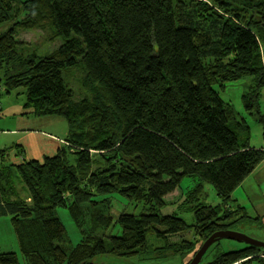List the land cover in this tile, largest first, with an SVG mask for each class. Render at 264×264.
<instances>
[{"label":"trees","instance_id":"trees-1","mask_svg":"<svg viewBox=\"0 0 264 264\" xmlns=\"http://www.w3.org/2000/svg\"><path fill=\"white\" fill-rule=\"evenodd\" d=\"M1 23L11 28L0 33V95L22 88L23 116H63L68 124L65 144L42 161L13 162L10 148L0 149V217H10L24 264L146 260L150 233L184 264L195 243L214 232L253 223L264 232L262 218L261 227L246 215L238 219L244 208L229 205L235 187L264 160V147L250 144L245 118L260 124L264 136L258 102L264 0H0ZM32 24L49 25L61 43L43 55L25 51L15 31ZM77 68L88 96L76 97L68 86ZM246 76L241 114L219 89ZM97 159L107 170H93ZM192 175L200 182L182 211L203 183L219 203L199 200L184 210L193 214L190 224L160 214L164 197ZM14 180L29 202L14 197ZM108 193L142 211L120 213L112 223ZM56 208L67 209L80 230L77 245L69 243ZM108 226L118 232L104 240L97 234ZM188 230L193 239H181ZM175 235L178 241L166 243ZM232 245L214 243L205 264H264V251L242 245L228 251ZM0 264L19 261L6 252Z\"/></svg>","mask_w":264,"mask_h":264},{"label":"rangeland","instance_id":"rangeland-1","mask_svg":"<svg viewBox=\"0 0 264 264\" xmlns=\"http://www.w3.org/2000/svg\"><path fill=\"white\" fill-rule=\"evenodd\" d=\"M44 20L45 18H43L41 22H44ZM10 26L11 25L9 23H1L0 33L7 31L9 28H11ZM15 33L16 39L20 40L26 47L24 49L25 51L34 49L39 55H43L54 50L62 41V39H59L53 35L52 29L47 24H42V26L38 28L35 27V24H32V26L27 28L18 26ZM260 51L263 52L264 56V47H261ZM249 77L250 76H246L238 81L226 83L224 88L219 89L221 98L224 101L231 103L234 109L241 114H244V109L241 103L243 85L250 80ZM83 81L84 73L80 68L70 71L69 76L67 77V83L68 86L76 94V97L85 96L84 93L86 92L81 87ZM22 91V88H18L16 90H13L9 94H5L2 91L3 93L0 95V130L4 129L0 131V149L12 147L9 149V158L11 159L10 161L19 162L20 160H22V157H18V155H15L16 150L13 145L14 143H16V139H20L25 143L22 147V149H24L23 159H37L39 161H42L45 155L52 156L53 153L56 152V149L54 147L55 145H58V140L65 136L66 133H68V124L63 116L56 115L50 118L46 117V119H32V117H30V119H27L26 117H22L21 120L17 119L16 116L21 112L23 108L22 104L25 100ZM91 100L96 101L94 97H92ZM258 102L260 110L264 111V88L260 92ZM245 118L250 128V144L255 147H264L262 127L260 126V124L254 122L252 118L248 116H246ZM32 121L39 122L41 125V128L38 129L36 133H25L22 131L12 133L9 131V129H15L18 126L23 125L24 123H30ZM44 121L45 123H43ZM4 143L7 146H5ZM13 148L14 151H12ZM40 153H43V156ZM97 160L98 163L92 166L93 170H96L99 167L107 170V167H105V161L102 159ZM199 182L200 179L195 175L188 176L182 179L179 186L174 190V192L167 194L164 197L165 204L160 207V214L171 215L180 218L184 222L190 224L193 220V214L184 210L190 209V207L193 205L195 206L196 202L199 200L200 202H204L207 205L214 206L218 204L219 199L213 187L209 184L203 183L200 192L197 195L192 196L189 205L182 211V209L180 208L181 202L185 197L187 198V195L192 192V190L197 186ZM14 183L15 184L12 186H14V190L17 193L14 194V197H17L25 202H29V199L23 191L21 184L17 182V180H14ZM105 195L108 197L109 203L111 204L107 216L112 223L120 213L130 212L137 214L142 211L141 207L135 205L133 202L118 195L117 193H108ZM190 196L191 194L188 197ZM194 197L197 198L194 200V202H192ZM231 199L232 200L229 203L230 206L234 207L235 205H240L244 208V212L246 213L244 214L242 211H239V213L236 215V218L239 219L242 216L246 215L243 220H250L251 222L257 221L259 224V220L262 218L261 220L264 225V160L261 161L256 166V168L251 173H249L238 186L235 187V189L231 193ZM56 214L65 229L66 236L69 239V243L72 246L77 245L80 241L81 233L74 224V221L71 219L68 210L65 208H56ZM88 218L91 219L90 216H88ZM228 219L225 221L229 222ZM251 225L252 228L253 226H256L254 230L258 229L257 225H255L254 223ZM246 226L249 230H251L248 225L240 227ZM259 227H261V224L259 225ZM236 231H240L239 228H236ZM117 232V228L115 229L114 226H108L107 228L100 230L97 235L103 236L104 240H106L108 237L113 236ZM245 233L255 240L264 242V237L259 236L258 234L252 232ZM183 234H185L187 238L193 239V230H188V233L182 232L181 239L185 238L182 236ZM147 239L148 241L146 250L150 249L151 253L146 255L143 252L142 258H145L146 260H137L129 262L128 264H183L182 262H178L177 260L172 259L176 258V256L178 255L170 257V252L161 251L163 249L161 244L162 241L155 239L153 234L150 233ZM175 241H178L177 235L168 236L166 239V243L168 244ZM198 242L199 241H197L195 245L198 244ZM153 250L161 253L152 254ZM6 252L15 253L17 255L19 264H24L19 246L17 244L16 235L12 228L10 217L8 216L0 217V253ZM156 256L157 258L160 257L162 260H152L157 259ZM188 260L190 259L187 258L184 264H187ZM98 262L100 263L99 259ZM109 263H112V260H109Z\"/></svg>","mask_w":264,"mask_h":264},{"label":"water","instance_id":"water-1","mask_svg":"<svg viewBox=\"0 0 264 264\" xmlns=\"http://www.w3.org/2000/svg\"><path fill=\"white\" fill-rule=\"evenodd\" d=\"M248 227L251 228V230H249L246 226V227H239L240 231H236V230L217 231L211 234L207 239L199 241L198 244L195 245L194 250L191 252L190 254L191 260L187 264H205L207 262V260H205V257L207 255L208 250L214 243L221 240H228L235 243L232 245V247H228V251L234 252L239 250V245L254 247L264 251V242L255 240L249 237L245 233V232H252L258 234L259 236L264 237L263 236L264 232L263 231L260 232L258 229L254 230L256 226H253V228L252 225Z\"/></svg>","mask_w":264,"mask_h":264},{"label":"crops","instance_id":"crops-1","mask_svg":"<svg viewBox=\"0 0 264 264\" xmlns=\"http://www.w3.org/2000/svg\"><path fill=\"white\" fill-rule=\"evenodd\" d=\"M23 104H24V101H23ZM23 104H22V107H23ZM22 111L23 110H21V112L19 113V115H17L16 116V118L17 119H19V120H21L22 119V117H26V116H23L22 115ZM13 112V111H12ZM14 115H15V113H14ZM7 116V115H6ZM52 116H54V115H52ZM52 116H39V117H35V116H30V117H32V119H41V118H43V119H46V117H52ZM30 117H26L27 119H30ZM43 123H45V121L43 122ZM41 128V125H40V123L39 122H35V121H32V122H30V123H24L23 125H20V126H18L17 128H15V129H9V131L10 132H12V133H14V132H18V131H22V132H25V133H36L37 132V130L38 129H40ZM2 130H4V129H1L0 131H2ZM42 135V134H41ZM66 136H67V133H66V135L65 136H63L62 138H60L59 140H58V145H55V149H56V151L59 149V147L60 146H62V145H64L65 144V139H66ZM54 137V136H53ZM5 144V143H4ZM23 144H25L24 143V141H21L20 139H16V143H14V145H13V147L14 146H18V147H20L21 149H22V147H23ZM5 146H7L6 144H5ZM9 148H12V147H9ZM15 148V147H14ZM14 148L12 149V151H14ZM5 149V148H4ZM8 149V148H7ZM16 149V148H15ZM23 152H24V149H23ZM17 152H15V154H16ZM23 154V153H22ZM42 156H43V153H40ZM56 154V152L55 153H53V155H55ZM52 155V156H53ZM46 156V155H45ZM44 156V157H45ZM23 158V157H22ZM34 158H37V157H34ZM30 160V159H29ZM35 160H37V159H35ZM234 264H242L241 262H238V263H234Z\"/></svg>","mask_w":264,"mask_h":264},{"label":"bare ground","instance_id":"bare-ground-1","mask_svg":"<svg viewBox=\"0 0 264 264\" xmlns=\"http://www.w3.org/2000/svg\"><path fill=\"white\" fill-rule=\"evenodd\" d=\"M205 260H206V257H205Z\"/></svg>","mask_w":264,"mask_h":264},{"label":"flooded vegetation","instance_id":"flooded-vegetation-1","mask_svg":"<svg viewBox=\"0 0 264 264\" xmlns=\"http://www.w3.org/2000/svg\"><path fill=\"white\" fill-rule=\"evenodd\" d=\"M250 226V225H249Z\"/></svg>","mask_w":264,"mask_h":264}]
</instances>
